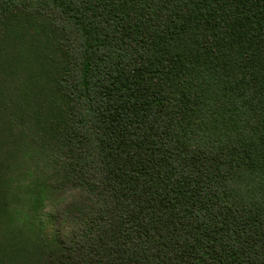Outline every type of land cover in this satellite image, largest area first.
I'll return each mask as SVG.
<instances>
[{
    "label": "trees",
    "instance_id": "obj_1",
    "mask_svg": "<svg viewBox=\"0 0 264 264\" xmlns=\"http://www.w3.org/2000/svg\"><path fill=\"white\" fill-rule=\"evenodd\" d=\"M0 264H264V0H0Z\"/></svg>",
    "mask_w": 264,
    "mask_h": 264
},
{
    "label": "rangeland",
    "instance_id": "obj_2",
    "mask_svg": "<svg viewBox=\"0 0 264 264\" xmlns=\"http://www.w3.org/2000/svg\"><path fill=\"white\" fill-rule=\"evenodd\" d=\"M53 205H54L53 207H55V205H57V202L55 201V202L53 203Z\"/></svg>",
    "mask_w": 264,
    "mask_h": 264
}]
</instances>
